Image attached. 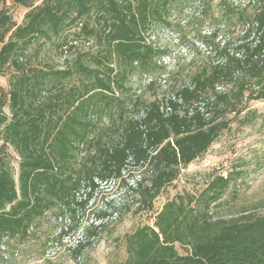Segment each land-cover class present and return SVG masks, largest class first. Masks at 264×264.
<instances>
[{
	"label": "trees",
	"instance_id": "1",
	"mask_svg": "<svg viewBox=\"0 0 264 264\" xmlns=\"http://www.w3.org/2000/svg\"><path fill=\"white\" fill-rule=\"evenodd\" d=\"M7 1L0 0V74L7 68L14 74L8 94H0V264L20 258L46 210L58 207L59 215L73 219L101 183L122 180L136 211L152 209L165 186L228 127L229 117H246L249 102L264 100V0H220L228 38L216 44L209 34L201 36L209 51L193 58L178 82L143 35L158 21L167 23L164 16L176 0H9L27 8L20 24ZM202 3L210 7L212 0ZM92 13L94 25L84 19ZM75 22L79 32L58 44L60 53L77 48L80 32L95 39L94 53L79 52L64 70L37 69L23 59L34 39ZM134 75L146 77L144 89L157 84L160 94L150 101L129 96L127 105L118 92L132 89L125 82ZM73 77L77 82L69 84ZM103 115L110 127L90 136ZM9 146L18 156L16 177L6 160ZM129 167L139 171L131 183L124 178ZM231 180L220 174L197 195L167 200L154 226L125 235L126 258L119 264H264V212L216 215L212 209ZM125 208L129 203L85 227L69 248L71 262L45 257L46 243H61L78 226L59 229L41 244L39 264H81L103 220Z\"/></svg>",
	"mask_w": 264,
	"mask_h": 264
},
{
	"label": "rangeland",
	"instance_id": "2",
	"mask_svg": "<svg viewBox=\"0 0 264 264\" xmlns=\"http://www.w3.org/2000/svg\"><path fill=\"white\" fill-rule=\"evenodd\" d=\"M229 1L242 4L247 2V0ZM219 2L220 0H212L209 7L202 3V0H176L164 16L167 23L158 21L151 29L144 32L146 40L160 49L158 60L172 72L173 79H177V82L193 58H196L194 61H199L204 52L209 51V47L202 43L201 36L209 34V39L216 44H221L228 38L227 32L222 27ZM37 3L39 0L34 4ZM5 5L14 23L20 24L27 8L9 0ZM84 19L89 20L92 25L95 24L94 13L85 16ZM77 22L69 24L58 34L49 33V36L42 35L34 39L24 51L23 59H27V64L37 69L64 70L73 65L79 52L94 53L97 50L95 39L81 32L78 34L77 48L60 53L58 44L64 38L72 39L79 32L80 24ZM212 31L216 32L213 37ZM234 36L235 33L230 37ZM85 40H88L90 44L84 46ZM1 44L0 42V47ZM88 57L85 59L86 63L90 62ZM13 74L14 70L10 68L0 74V94L2 92L8 94L9 80ZM160 78L159 83L163 84L164 77ZM74 79L75 77L71 78L69 84L74 83ZM173 79L171 82L174 83ZM147 81L145 76L140 78L134 75L125 82V87L130 85L132 89L128 87L123 94H120L121 92L118 94L121 98H125L129 106L128 101L138 94H142L143 100H153L160 94L161 89L157 84L152 88L144 89ZM248 108L250 111L246 117H242L244 112L239 116L229 117L228 127L219 134L205 153L181 169L177 178L165 186L154 199L152 209L136 211L137 203L133 202L132 196L124 192L125 186L122 180L101 183L86 203L76 208L73 219L69 215H59L58 207L46 210L40 218L34 235L30 234L26 238L22 248L18 246L20 251L22 250V255L14 264H39L40 260L36 259V255L43 247L41 244L47 239L50 241L59 229L66 230L70 224L77 225V229L68 231L61 243L54 241L46 243L44 254L55 263L71 262L69 248L80 238L83 229L90 224H97L103 212H111L114 207L118 208L122 203L127 202L130 209L125 208L119 213H113L110 218H105L104 225L98 230L97 235L90 239V245L80 256L81 264H119L126 258L124 241L126 234L144 225L154 226L156 214L167 200L177 194L197 195L205 188L209 180H213L220 174L223 176L230 174L232 180L222 196L221 203L212 205L214 214L226 215L229 212L239 214L242 210H247L251 214L264 212V100L251 101L248 103ZM4 109L8 112L7 106ZM98 122L97 128L93 129L90 136L100 128L110 127V119L106 115H103ZM109 132L111 133L110 130ZM7 152V163L16 177L18 156L10 146ZM81 156L82 153L77 156V159ZM137 173L139 171L129 167L124 173V178L131 183L132 176ZM79 194L78 198L84 193L79 192ZM12 243L17 242L13 240ZM176 247L180 253L183 252V248L178 245Z\"/></svg>",
	"mask_w": 264,
	"mask_h": 264
}]
</instances>
